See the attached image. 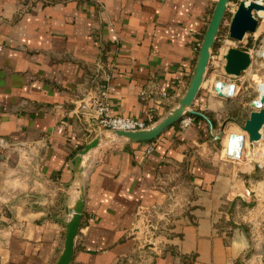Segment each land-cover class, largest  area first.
Masks as SVG:
<instances>
[{
	"label": "crops",
	"instance_id": "1",
	"mask_svg": "<svg viewBox=\"0 0 264 264\" xmlns=\"http://www.w3.org/2000/svg\"><path fill=\"white\" fill-rule=\"evenodd\" d=\"M215 2L0 0V134L17 145L0 155V264L56 263L80 195L76 158L101 132L80 101L163 116L190 83ZM263 32L259 21L239 47ZM216 45L192 125L83 156L71 264H264V158L228 160L219 137L249 117L264 67L237 76L236 98L214 96Z\"/></svg>",
	"mask_w": 264,
	"mask_h": 264
},
{
	"label": "water",
	"instance_id": "2",
	"mask_svg": "<svg viewBox=\"0 0 264 264\" xmlns=\"http://www.w3.org/2000/svg\"><path fill=\"white\" fill-rule=\"evenodd\" d=\"M231 0H216L211 19L204 33L202 43L198 52L197 61L190 83L182 97L163 116L150 126L138 130H109L101 131L93 140L81 149L76 158L77 178L80 182V195L77 199L71 216L67 222L64 248L55 264H71L75 239L78 234L85 204V175L82 158L92 149L96 148L102 140L121 139L125 141H150L158 138L168 127L179 122L187 113L196 114L193 108L197 97L206 80L209 63L218 33L227 14ZM264 5L257 0H241L233 14L230 24V37L235 40H243L247 32H254L258 25V19L254 10L260 11ZM224 70L228 75L239 76L247 70L252 63L250 51L230 46L224 54ZM222 95V93H220ZM252 110L249 117L241 126L248 131L251 145L261 139V129L264 125V91H261L251 103ZM236 121V119H231ZM211 123V121L209 120ZM238 122V121H237ZM239 123V122H238ZM222 131L219 137L222 136Z\"/></svg>",
	"mask_w": 264,
	"mask_h": 264
},
{
	"label": "built area",
	"instance_id": "3",
	"mask_svg": "<svg viewBox=\"0 0 264 264\" xmlns=\"http://www.w3.org/2000/svg\"><path fill=\"white\" fill-rule=\"evenodd\" d=\"M240 1L241 0H234V1L231 0L228 6L227 14L218 33V37H217L218 42L221 41L222 43H225L226 41H231L230 46L239 47V43L246 40V38L251 33V32H247L243 40L241 41L235 40L230 37L229 28L231 24V19ZM247 1H251V0H247ZM257 1H259L264 5V0H257ZM228 13H230V16H228ZM254 15L255 17H257L258 22L259 21L264 22V13H262L261 11L254 10ZM201 43H202V39H200L196 44L195 48L197 49V51H199ZM246 50L250 51L252 56V63L249 68H251L254 64H257V66L259 67L260 66L264 67V32L257 39V42L253 45V47H251V49H246ZM226 51L225 49H221L219 47V49L213 55L215 63L212 66L213 67L212 72L215 73V77L209 83L207 89L214 96L230 99V98H236L239 95L241 91L242 83L237 78V76L228 75L225 73L224 54ZM219 71H222L223 73H219ZM257 77L258 79L256 80L255 98L259 96L261 91H264V75L263 76L257 75ZM220 93H222V95ZM145 94L146 93L144 91L141 92V95L144 96ZM162 94L164 96L168 95V93L165 91L162 92ZM80 102H81L80 105H78L79 110L82 112V114L85 117L89 118V120L94 125V127L99 131L143 129L153 124L159 118V117L157 118L153 109L149 110L146 117L142 119H136L124 115H116L113 112L112 107L105 99L101 97H97L93 93L88 95V97L82 99V101ZM193 121H194L193 113H187L179 121L180 127L182 129H185L190 125H192ZM221 131L223 133L221 137H224V144L222 148L223 149L222 155L224 156V158L231 161L240 162L243 159L253 154L252 147L255 144L251 145L249 139V133L241 125H239L237 129H234L232 131H226V126H225L222 128ZM261 133H262L261 139L257 142L262 143L260 146L261 147L260 150L264 154V125L262 126ZM225 138H226V142H225ZM16 146L17 145L15 142L11 141L7 137L0 134V155L8 153Z\"/></svg>",
	"mask_w": 264,
	"mask_h": 264
},
{
	"label": "rangeland",
	"instance_id": "4",
	"mask_svg": "<svg viewBox=\"0 0 264 264\" xmlns=\"http://www.w3.org/2000/svg\"><path fill=\"white\" fill-rule=\"evenodd\" d=\"M228 16H230V13H228ZM221 43H222L221 41H219L217 43L215 52L219 49V47H221ZM250 69L251 68H249V70H247L248 73L250 72ZM262 72L264 73V70ZM242 74H245V72H243ZM252 78L253 79H256V80L258 79L257 75L253 76ZM226 109L230 111V114L235 113V111H236V104H231L229 106V108L226 107ZM221 112H222L223 116H227V114L225 112H223V111H220L219 113H221ZM225 142H226V138H225ZM259 156H260L259 159H261V158L263 159L264 158L260 153L257 155V152H255V155L254 154L251 155V157H253V158H256V157L258 158Z\"/></svg>",
	"mask_w": 264,
	"mask_h": 264
},
{
	"label": "bare ground",
	"instance_id": "5",
	"mask_svg": "<svg viewBox=\"0 0 264 264\" xmlns=\"http://www.w3.org/2000/svg\"><path fill=\"white\" fill-rule=\"evenodd\" d=\"M262 13H264V9L260 10ZM262 143L260 142H256L255 145L252 147V153L255 155V152H257V155L260 153L263 157H264V154L263 152L260 150V146H261ZM259 148V150H258ZM257 158V157H256ZM260 158V156L258 157Z\"/></svg>",
	"mask_w": 264,
	"mask_h": 264
},
{
	"label": "trees",
	"instance_id": "6",
	"mask_svg": "<svg viewBox=\"0 0 264 264\" xmlns=\"http://www.w3.org/2000/svg\"><path fill=\"white\" fill-rule=\"evenodd\" d=\"M216 45V44H215ZM194 115V114H193ZM195 117V116H194Z\"/></svg>",
	"mask_w": 264,
	"mask_h": 264
}]
</instances>
